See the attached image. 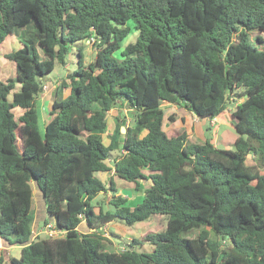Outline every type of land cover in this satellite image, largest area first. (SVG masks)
<instances>
[{
  "label": "trees",
  "instance_id": "16d2710c",
  "mask_svg": "<svg viewBox=\"0 0 264 264\" xmlns=\"http://www.w3.org/2000/svg\"><path fill=\"white\" fill-rule=\"evenodd\" d=\"M262 33L264 0H0V46L11 35L20 43L6 55L15 76L0 81V264H264ZM82 41H93L96 58L85 65L79 53L74 74L51 82L46 120L42 79ZM232 97L243 99L232 150L164 128L177 120L164 103L216 118ZM116 108L133 125L120 142L119 124L106 145ZM98 172L114 175L106 183ZM114 177L142 201L115 196L113 210L96 211L100 193L119 192ZM165 218V230L108 249L112 220ZM53 222L65 236L35 237ZM15 246L19 258L7 253Z\"/></svg>",
  "mask_w": 264,
  "mask_h": 264
},
{
  "label": "rangeland",
  "instance_id": "374dc122",
  "mask_svg": "<svg viewBox=\"0 0 264 264\" xmlns=\"http://www.w3.org/2000/svg\"><path fill=\"white\" fill-rule=\"evenodd\" d=\"M264 37V33L261 34ZM136 39V34L132 35L127 43H129L130 41H134ZM125 45V44H124ZM20 47V43L17 39L16 36H9L7 37L6 41L0 46V81H6L9 78H12L15 76V66L13 64L12 61H10L7 58V54L16 51L18 48ZM79 53L81 54L85 65H89L90 63H92L95 58H96V54H97V48L95 46V44H93V41H82V42H78L76 44L70 45L69 46V53L67 55L66 58V65H62L57 63L55 66V69L47 74L43 79V83L44 84H49L51 82H55L57 80L62 81L63 79H66L69 74H74V72L78 69V60H79ZM41 56L43 59H45V56L43 55V53L41 52ZM59 82V81H58ZM55 90V89H54ZM54 90L50 93V98L48 100L49 103H47V101L44 100V103L42 104L41 102V114L43 116V118H46L47 120V114H48V109L51 107L52 102H53V97H54ZM240 91V90H239ZM69 91H67L66 93L68 94ZM233 99V97H232ZM229 100V107L227 109V113L229 115H225V116H218V118L220 119V122L218 125L216 126H211L210 124V119L209 118H204L202 121L205 122V125L207 126H203V130L205 133V136L207 139H211L214 138V143L218 145L219 148L222 149H233L234 148V141L235 139L239 136L237 131L235 130L234 126L232 125V113L233 111L237 108V103L242 101L243 99H239L237 100L236 98L233 100ZM10 100H12V97H10ZM233 101V102H232ZM232 102V103H231ZM167 106V105H166ZM184 109L181 108L180 112H184L187 111L186 115L187 117L192 115L190 112V108L184 106ZM231 108V109H230ZM164 110L166 111V116L167 114L170 115V110L167 107H164ZM116 113H120L119 110L114 111V114H110L108 115V131L104 134L103 136V140L104 143L106 145H109L111 143V139L113 136V129L115 127V122H116ZM126 119L123 121L118 122L120 124V126L124 129L121 132V138H120V142H122L124 140V137L126 136L127 133V126L129 125H133V117L130 114V112L128 111ZM120 118V117H118ZM168 123L166 122L165 124V128H167ZM219 129V131H217ZM225 139V141H224ZM227 143V144H224ZM123 154V151L121 149H117L114 150L111 153V157L110 160L108 161L109 165H113L114 161L118 158L121 157V155ZM249 163H253V160H249ZM112 173L110 174H105L104 172H98L96 173V177H98L99 179L103 180L108 183L109 179L111 177ZM119 180V189L122 191V193L128 194L125 190L124 187L126 189H130L132 191V193L134 194L136 189L133 187V184H125L124 183H128L124 180ZM117 180V181H118ZM124 187H123V186ZM146 187V186H145ZM137 192V191H136ZM141 194L137 195L135 194L134 197L132 198L133 195L130 194L129 196L127 195L126 199H130L132 198L136 200V197H141L143 196V192H140ZM111 198L108 196V194H105V198L100 199V201H94V205L99 208L100 206L103 209H108L110 208L111 210L114 209V207L111 205V200L115 198L114 196V192H111ZM35 196V195H34ZM108 201V202H107ZM41 202L39 197L34 198V205H33V209H32V214L34 215L35 218L38 217V204ZM136 202V201H135ZM131 205H134V202H131ZM166 218L163 221L160 222H142L140 224H138L137 226H133V227H129L126 224H124L121 220H117V221H111L107 224L106 229H105V233H107L111 239L116 238L118 240H120V242L116 241L113 239V244L109 245L108 249L111 252H121L124 249V243L126 242H131V240L133 238L139 237L141 236L143 233L147 232V231H163L166 228ZM126 232V233H125ZM112 233H115L117 235V237L112 236ZM199 233V231H196L195 234L197 235ZM48 238L45 235H41L38 238ZM140 251H145V252H151L152 249L150 247H146L143 249H140ZM21 254V248L19 246H15L10 248V256L15 257V258H19Z\"/></svg>",
  "mask_w": 264,
  "mask_h": 264
},
{
  "label": "crops",
  "instance_id": "0c3cea01",
  "mask_svg": "<svg viewBox=\"0 0 264 264\" xmlns=\"http://www.w3.org/2000/svg\"><path fill=\"white\" fill-rule=\"evenodd\" d=\"M52 83H49V84H47L49 87H50V89L48 90V92H46V94L45 95H43L42 96V98L40 99V101L42 102V104L44 103V100L45 101H47V103H49L48 102V100H49V98H50V93L55 89V87H52V85H51ZM233 100V99H232ZM167 105V106H166ZM237 105H238V103H237ZM164 107H167L169 110H170V115H172V114H176L177 115V120L175 121V122H170L168 119L166 120V122L168 123V125H167V128H165V125H164V128H165V130L166 131H168V132H170V131H172V130H174L176 133H178V134H180V133H183V132H186L187 134H188V136H189V139H190V141L191 142H193V143H204L206 140H207V138H206V136H205V133H204V130H203V126H206L205 125V122L204 121H202L204 118H201V117H199V116H197L192 110H191V114L192 115H190V116H188L187 117V115H186V113H187V111H184V112H180L181 111V108L182 109H184L183 107V105L181 106V105H174V104H170V103H164V105H163V109H164ZM231 109V108H230ZM116 110H119L120 111V113H116V115L115 116H117L116 117V122H115V127H114V131H115V129L117 128V126L119 125V123L118 122H120V121H123V120H125L126 119V116L125 115H127V113H128V110H126V109H124V110H122V112H121V109L120 108H116V109H114V110H112L111 112H110V114H114V111H116ZM236 110V109H235ZM234 110V111H235ZM165 111V110H164ZM233 111V112H234ZM165 114H166V111H165ZM170 115H168L167 114V116H166V118H168ZM222 116H225V115H229L228 113H227V110L223 113V114H221ZM220 115V116H221ZM118 117H120V118H118ZM206 118H209L210 119V124H211V126H216V125H218L219 124V122H220V119L218 118V117H216V118H210V117H206ZM166 122H165V124H166ZM109 125V124H108ZM206 128H207V126H206ZM113 131V132H114ZM123 131V128L121 127V132ZM217 131H219V129L217 130ZM214 139H215V137L214 138H211V141H212V143L216 146V147H218V145L217 144H215L214 143ZM237 139V138H236ZM235 139V140H236ZM224 141H225V139H224ZM235 142V141H234ZM224 144H227V143H224ZM123 153H124V151H123ZM106 175L107 174H110V173H105ZM114 175V172H112V175L111 176H113ZM114 180H115V182L117 183V188L119 189V180H118V178L117 177H114ZM118 180V181H117ZM103 182H105L104 181V179L102 180ZM125 184H129V183H124V185ZM123 186V185H122ZM124 187V186H123ZM133 187L135 188V185L133 184ZM124 190L127 192V193H129V195L130 194H132L133 195V197L132 198H135L134 197V195L135 194H137V195H139V194H141L140 192H136L135 191V193L133 194L132 193V191L130 190V189H126L125 187H124ZM105 194H108V196L111 198V196H113V195H111V192L110 191H108V192H104V193H100L98 196H97V198L94 200V201H100V199H102V198H105ZM128 194H125V193H122V191L119 189V192L117 193V194H115L114 193V196H122L123 198H127L126 196H127ZM128 195V196H129ZM132 198H131V200L128 198V204L130 205V206H132V207H134V206H136V205H138L141 201H142V199H143V196H141V197H136V200L135 199H133L132 200ZM136 201V202H135ZM108 202V201H107ZM131 202H134V205H131L132 203ZM96 207V206H95ZM101 207V206H100ZM99 207V208H100ZM99 208H97L96 207V211H98L99 210ZM105 210H111L110 208H108V209H105ZM117 221V220H116ZM54 223V222H53ZM124 223V222H123ZM142 223V222H141ZM125 224V223H124ZM138 224H140V223H138ZM138 224H136V226L138 225ZM135 226V225H134ZM83 227V231H85L86 230V227L85 226H82ZM129 227H133V226H129ZM104 229H106V227L104 228ZM126 233V232H125ZM4 252V251H3ZM7 253L10 255V249H8L7 250ZM1 254V253H0Z\"/></svg>",
  "mask_w": 264,
  "mask_h": 264
},
{
  "label": "built area",
  "instance_id": "2783aa9c",
  "mask_svg": "<svg viewBox=\"0 0 264 264\" xmlns=\"http://www.w3.org/2000/svg\"><path fill=\"white\" fill-rule=\"evenodd\" d=\"M50 89V87L48 85L44 86V91L48 92V90ZM80 218H82V216H80ZM105 231V229H104ZM103 231V235L105 237H108L109 235L107 233H105ZM41 235H45L48 238H60L65 236V232L58 230L55 228V224L54 223H50L48 225H45L43 228H41L39 231H35V237L41 236ZM6 248L4 246V242L2 240V238H0V253H2L3 251H5Z\"/></svg>",
  "mask_w": 264,
  "mask_h": 264
},
{
  "label": "water",
  "instance_id": "95a60500",
  "mask_svg": "<svg viewBox=\"0 0 264 264\" xmlns=\"http://www.w3.org/2000/svg\"><path fill=\"white\" fill-rule=\"evenodd\" d=\"M124 130V129H123ZM114 240H116V241H118V242H120V240H118V239H116V238H113Z\"/></svg>",
  "mask_w": 264,
  "mask_h": 264
}]
</instances>
